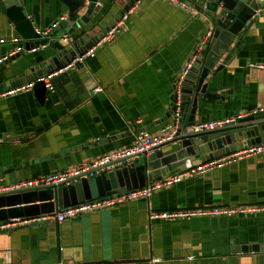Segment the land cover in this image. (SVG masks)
<instances>
[{
	"label": "crops",
	"instance_id": "0c3cea01",
	"mask_svg": "<svg viewBox=\"0 0 264 264\" xmlns=\"http://www.w3.org/2000/svg\"><path fill=\"white\" fill-rule=\"evenodd\" d=\"M21 1L36 30L47 29L63 15L72 20L61 0ZM180 1L187 6L143 0L130 16L128 29L85 58L77 71L79 82L57 79L43 102L31 88L0 97L1 188L91 162L130 145L140 131L159 133L171 118L166 114L173 77L189 60L206 21L207 11H197V0ZM123 3L97 0L100 10L94 19L102 26L112 21L114 25ZM12 35L20 36L0 16V39L6 40L0 42V57L12 50L14 45L7 41ZM40 53L30 50L0 63V92L13 88L9 78L24 70L21 67L34 65ZM252 62H264V12L249 26L237 58L213 78L211 91L225 100L197 113L195 123L264 109V70L249 67ZM98 86L102 90L93 92ZM163 149L168 153L178 146ZM219 154L217 158L224 155L221 150ZM199 163L192 161L193 166ZM180 165H173L167 176ZM260 204H264V156L243 158L184 178L149 198L62 222L52 214L10 224L9 228L21 227L0 232V264H264V212L148 219L150 211ZM233 246L258 250L234 252Z\"/></svg>",
	"mask_w": 264,
	"mask_h": 264
},
{
	"label": "water",
	"instance_id": "95a60500",
	"mask_svg": "<svg viewBox=\"0 0 264 264\" xmlns=\"http://www.w3.org/2000/svg\"><path fill=\"white\" fill-rule=\"evenodd\" d=\"M61 1L67 5L68 16L72 20L61 21L45 37L33 27L23 10L21 0H0L1 19H6L24 41V49L4 60L2 64L9 63L33 49L43 51L35 56L34 65L21 67L24 70L9 78L13 88L31 83V89L40 103L46 97L47 88L44 81L39 79L65 66L76 55L83 54L114 23L112 21L102 26L99 24L100 20L94 19L100 10L97 0ZM123 1L117 17H121L136 0ZM197 3V11L206 10L207 14L206 21L203 22V32L191 55L206 31H209V36L203 47L195 51V57L180 85V127L175 143L178 149L165 153L161 148L149 156H140L120 167L78 178L58 187L21 188L2 192L0 225L52 215L69 206L123 193L145 185L154 180V177H166L176 163L181 164L177 171L184 170L193 166L194 159H199L201 163L208 162L216 159L220 150L229 154L232 150H241L264 140V109L240 117L236 122L219 129L194 132L191 128L196 122L197 113L205 110L208 105L225 100L220 93L211 91L213 78L237 58L244 46V36L255 19L252 16L256 10L264 7V0H197ZM60 29L71 40H57L56 33ZM82 68L83 64H79L73 71L52 77V87L62 77L78 83L77 71ZM2 87L0 85V91ZM174 102L175 97H172L166 117H171L175 109ZM0 174L3 175L4 172ZM18 227L21 226L1 228L0 232H11ZM233 247L234 252L258 250L256 246Z\"/></svg>",
	"mask_w": 264,
	"mask_h": 264
},
{
	"label": "built area",
	"instance_id": "2783aa9c",
	"mask_svg": "<svg viewBox=\"0 0 264 264\" xmlns=\"http://www.w3.org/2000/svg\"><path fill=\"white\" fill-rule=\"evenodd\" d=\"M180 4L181 6H187L183 1L171 0ZM143 0H136L134 4L124 12L117 22L112 25L88 50H86L81 55H76L68 64L57 69L56 71L50 73L47 77L41 78L45 83V87L49 90H52L50 79L56 75L62 74L64 72H69L75 70L76 66L79 64L84 65V60L86 57H93L97 48L104 46L105 44L113 41L119 34L128 29V23L130 16L136 12ZM97 3V2H96ZM261 12H264V7L256 10L252 17H258ZM67 20V16H61L58 20L53 22L47 29L37 30L43 36L47 37L48 34L58 26V24ZM209 36V31H206L201 41L198 43L195 51H198L203 47L206 39ZM60 41H69L71 37L63 30L61 34L56 37ZM5 39H0V42H5ZM13 44L12 50L0 57V63L8 59L17 52H20L24 49V41L20 36L12 35L7 40ZM33 49L32 51H34ZM193 52L189 60H187L182 68L177 74L173 77V89L172 97H175L174 106L175 109L172 112L171 118L169 121L164 123L159 130L158 134L149 135L144 131L138 132L133 142L130 145L119 147L108 153H105L91 162H82L76 164L68 169L58 171L55 173H50L45 176L35 178L26 182H20L8 187H0V193L6 191L18 190L21 188H41V187H58L59 185H66L70 182L86 177L93 176L104 170H111L117 167H120L124 164L134 161L140 156H149L154 153L156 150L163 148L164 146L175 144L177 141L178 130L180 127V85L188 72L191 63L195 57ZM249 67L264 70V62H252L248 64ZM31 83L16 88H11L0 93V97L6 96L9 94H14L21 90H27L31 88ZM100 86L95 87L93 92L97 93L101 91ZM263 109H255L246 113L234 114L232 116L220 119H209L206 121H201L195 123L191 128L194 132L214 130L222 128L226 125H230L240 117L245 115L261 111ZM254 156H264V140L254 145L245 147L241 150L233 151L229 154H224L223 156L204 163H199L195 166H191L187 169L180 170L172 173L169 176L159 178L147 182L145 185L129 189L126 192L115 194L108 197H100L89 202L76 204L63 208L62 210L55 213L53 218L57 222H62L68 218H73L78 214L85 212L99 211L102 209L111 208L113 206L134 201L141 198H149L153 193L163 188H167L176 184L187 177L193 176H202L206 173H210L215 169H219L225 165L232 164L243 158H249ZM264 212V204L253 205V206H206V207H190V208H177L173 210L166 211H150L148 213V219L154 220H166V221H176V220H190L196 217H219V216H231L234 214H256ZM10 224L0 225L1 228L9 227ZM58 264H64L59 262Z\"/></svg>",
	"mask_w": 264,
	"mask_h": 264
}]
</instances>
